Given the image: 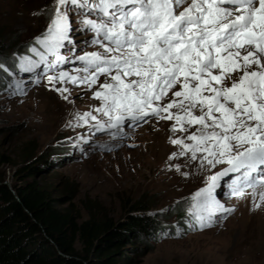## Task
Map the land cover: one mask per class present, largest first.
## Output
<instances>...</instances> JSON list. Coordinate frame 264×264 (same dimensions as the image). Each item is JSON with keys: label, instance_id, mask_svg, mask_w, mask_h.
I'll use <instances>...</instances> for the list:
<instances>
[{"label": "snow or ice", "instance_id": "snow-or-ice-1", "mask_svg": "<svg viewBox=\"0 0 264 264\" xmlns=\"http://www.w3.org/2000/svg\"><path fill=\"white\" fill-rule=\"evenodd\" d=\"M10 60H0L4 93L45 83L66 102L74 87L99 101L67 122L85 129L66 138L81 152L97 134L111 138L98 148L117 149L156 120L170 123L176 149L167 170L226 165L191 197L189 227L235 211L221 187L242 196L264 182V0H56L46 32Z\"/></svg>", "mask_w": 264, "mask_h": 264}, {"label": "rangeland", "instance_id": "rangeland-1", "mask_svg": "<svg viewBox=\"0 0 264 264\" xmlns=\"http://www.w3.org/2000/svg\"><path fill=\"white\" fill-rule=\"evenodd\" d=\"M55 5L56 0H0V34L7 40L4 60L11 62L14 53L26 54L35 38L46 32ZM88 38L90 34L78 36V40ZM71 97L73 102H66L45 83L30 85L25 96L0 91V152L12 163L2 166L6 182L12 186L17 182L16 169L46 153L48 162L42 167L46 181L57 195L73 188L76 196L71 203L84 219L95 215L124 220L136 211L132 205L144 200L150 205L148 211L159 216L163 230L127 244L126 264H264V182L245 188L242 196L228 197L221 187L217 197L235 211L225 220L218 216L210 228L189 227L186 210L191 197L206 186L209 175L226 165L210 171L184 167L187 177L167 170L176 149L170 143V123L156 120L129 130L132 138L117 149L98 148L96 144L111 138L97 134L96 144L84 146L86 151L81 152L66 138L85 129L73 131L67 122L77 111L99 106V101L82 87H74ZM182 204L185 216L180 220L177 208Z\"/></svg>", "mask_w": 264, "mask_h": 264}, {"label": "trees", "instance_id": "trees-1", "mask_svg": "<svg viewBox=\"0 0 264 264\" xmlns=\"http://www.w3.org/2000/svg\"><path fill=\"white\" fill-rule=\"evenodd\" d=\"M6 42L0 34V60L5 59ZM48 157L42 154L16 169L17 182L9 186L2 166L12 163L0 152V264H126L127 244L163 230L159 216L142 199L124 220L84 219L71 203L76 191L68 186L64 196L57 195L46 181L42 167ZM184 211L183 204L177 208L180 220Z\"/></svg>", "mask_w": 264, "mask_h": 264}, {"label": "water", "instance_id": "water-1", "mask_svg": "<svg viewBox=\"0 0 264 264\" xmlns=\"http://www.w3.org/2000/svg\"><path fill=\"white\" fill-rule=\"evenodd\" d=\"M9 186H11V184L10 183H8V182H6Z\"/></svg>", "mask_w": 264, "mask_h": 264}]
</instances>
